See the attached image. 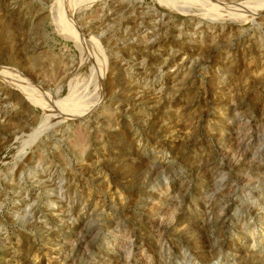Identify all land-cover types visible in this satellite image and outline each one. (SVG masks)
Returning <instances> with one entry per match:
<instances>
[{
  "label": "rangeland",
  "instance_id": "rangeland-1",
  "mask_svg": "<svg viewBox=\"0 0 264 264\" xmlns=\"http://www.w3.org/2000/svg\"><path fill=\"white\" fill-rule=\"evenodd\" d=\"M164 3L166 2L162 0H0V97L2 96L0 98V128L9 126L16 130L4 137V140L0 139V264H117L118 262V264H141L139 262L144 252L146 255L143 258L147 261L145 264H264V214L255 218H246L247 222L242 221L240 216L237 223L234 221L229 227L214 231V239L205 244L212 243L215 249L211 257L201 258L200 262L198 258L194 259V255L190 254L195 247L202 244L199 236L203 234L207 238L205 234H208L209 230L204 232L203 229H196L194 230L196 237L187 240V237L181 234V226L177 228L169 226L170 238L166 246H169L171 251L160 250L156 244L158 233L148 226L144 227L147 217L143 210L146 206L141 201L147 195L154 196L155 201L157 200L155 203L163 210L169 211L179 202L177 207L182 208L176 216L177 219L179 217L192 219L197 217V214L201 217L199 210L208 201L202 200L204 192L200 188L205 187L208 190V177L196 174L191 167L194 163L191 162L194 158L204 155L220 163L223 158L217 148L221 142V132L225 133V128L230 126H236L235 128L241 131L247 130V127H242L241 123L236 121L237 118L225 120L226 112L232 105L241 107L244 119H249L251 125L259 127L264 124V80H262L264 79V32L259 33L261 47L258 52L263 62L261 68L255 69L257 57L255 61L243 59L240 50L235 52V55H229L235 58L237 63H234L235 69L230 71L231 75L228 76L232 83H236L238 79L236 85H231L233 93L223 92V87L220 84L217 85L216 80L211 81V73L218 72L220 62L209 59L196 67L195 72L204 80V88L195 82L191 89L201 101L205 102L204 90L208 88L217 100H225L222 104L217 105L209 101V107H207L202 102L194 105L191 112L183 116L173 113L174 107L164 109L158 112V123L155 126L144 125L142 120L135 121L132 111L119 117L117 130L113 129L114 127L108 129L101 122L104 117L99 118L101 123L95 124L98 115L101 117V107L103 110L108 107L106 110L110 109L114 112L126 99V97H120L122 100L102 98L98 101V98L102 97L103 90L101 79H107V75L117 79L119 75L124 74L129 81L123 75L119 78L125 79L124 82L127 81L128 84L141 80L140 82L145 84L141 89L147 92L146 96L156 98L159 95L158 89L154 90L151 85L155 79H146V81L139 79L141 77V69L139 71L137 69L139 65L134 67L131 65L134 53L138 52L127 54L123 60H121V54L126 46L135 43V40L129 38L131 36L129 34L134 33L135 39L147 38L150 31L146 26H149L148 20L152 15L159 14L179 24L189 22L190 17L194 16L192 11L178 12L171 8L169 5L171 3L166 5ZM176 3L174 6H186L183 2ZM38 12L42 16L39 15L33 20L31 16L34 17ZM134 14L142 16L143 22L138 26L129 25L130 23L126 22ZM199 17L203 18L201 15ZM228 22V26L230 25L234 33L240 30L250 35L254 32L252 21L251 23L243 19L234 24ZM111 36L116 40H114L115 43L112 42L115 45H105L106 37ZM234 45L242 49L238 44ZM157 51L159 52L160 48L154 50V55L158 53ZM180 57L181 59L185 57L182 51ZM110 62L131 64L129 68L128 65H124L128 68L125 74L122 70H109ZM65 69L70 70L65 72L67 75L64 73ZM150 69L153 71L155 67ZM173 71L174 68L160 72L162 81L168 79ZM219 76L223 77L220 74ZM119 78L117 80L121 82ZM240 78L244 79L243 82ZM132 83H130L131 86ZM70 96L77 98L72 99ZM67 97H70V103L62 104L60 100L65 101ZM238 102L243 104H236ZM95 104L98 106L95 107ZM132 104L130 102L129 106ZM151 104L149 102L143 110L148 111ZM74 107H80V110ZM205 108L207 109L204 110ZM84 110L85 114H82ZM190 115L193 116L190 117ZM61 118L63 120L58 122L59 124L49 125L48 123L53 119ZM83 118L85 119L82 120ZM79 123L93 129L91 136L96 144L93 149L103 161L93 162L95 158H91L80 163L79 158H76L67 148L65 137ZM235 123H238L240 127ZM67 125L68 131L65 130ZM166 126L177 130L172 133H162V128ZM41 128L46 130L43 131L44 129ZM262 133L260 134L263 135ZM257 143L253 140L252 145H248V150L255 151ZM42 150L44 154L41 156L44 158H40V164H38L36 159L38 160ZM23 151L27 152L25 156H22ZM28 156H32V160H28ZM16 161L24 165V168L12 188L7 185L6 176ZM165 162L177 164V168H170L172 170L164 173V176L158 174L155 177L150 173L147 174L149 164L160 163L162 166ZM82 165L84 172L83 178H80L78 168ZM27 166L30 168L28 169ZM31 167L36 169L35 172ZM261 167L264 166L261 165ZM30 173L36 177L37 183L34 182V178H30ZM181 178L186 180L184 181L186 184H183L184 188L179 184L183 181ZM178 185L182 191H176L179 190ZM57 186H61L62 189L56 188ZM31 189L35 190L34 197L38 199H34L33 196L24 198L30 195ZM45 191L48 195H45ZM164 191L172 192L169 194L173 195ZM173 192L182 193V196L177 193V197ZM14 194H18V198ZM170 196L171 199H169ZM22 197L25 202L32 198L29 208L22 201ZM229 198V205H231L236 196L231 195ZM160 202L165 206L168 204L169 208ZM26 210L29 212L30 219L24 220L17 216L22 214L18 212ZM140 216L141 222L138 221ZM85 217L87 219L80 223L82 225H78L79 231L84 230L83 232L89 233H84L85 240L81 243L71 237L75 233L74 225H76L71 220ZM118 221L120 223H117ZM198 225L201 226L200 222ZM123 229L125 232L133 231L135 238H138L130 251L124 247L126 245L125 242L123 243L124 239L121 240L119 235ZM9 237L13 238V244H1L3 239L6 240ZM179 240L185 244L183 246L186 248L185 255L178 249ZM14 244L17 250L15 249L16 253L13 251L14 254L9 259L4 254L6 248L13 247ZM121 249L130 253L132 251V256L126 257L128 254ZM120 252L122 257L115 263L116 256ZM187 258L188 261H185Z\"/></svg>",
  "mask_w": 264,
  "mask_h": 264
},
{
  "label": "bare ground",
  "instance_id": "bare-ground-1",
  "mask_svg": "<svg viewBox=\"0 0 264 264\" xmlns=\"http://www.w3.org/2000/svg\"><path fill=\"white\" fill-rule=\"evenodd\" d=\"M162 1L166 2L168 4L171 3V4H169L171 6V8H174L178 12L188 13L189 11H192L194 13V16L190 17L189 22H187L185 24H182V23L179 24L174 20H171L168 18H163L159 14L152 15V17L149 18V20H148L149 26H146L147 29H149V31H150V34L149 33L147 34V38H145V39L144 38L143 39L142 38H140V39L136 38L135 39L134 35H133L134 33L129 34V35H131L129 38H131L132 40H135V43L133 42L131 45L126 46L125 51H123L121 54V56H122L121 60H123L124 58H126L127 54H130L131 52H138L137 54L134 53L133 58L131 60V62H133L134 65L131 63L130 64L133 67L135 65H139V68H137L138 71H139V69H141V71H140L141 77L139 79H143L145 81H146V79H151V78L155 79L151 85H152V88L154 90L157 91V89H158L159 95L156 98H149L148 96H146L147 92H143L142 91L143 89H141L145 85L144 82H142V83L140 82L141 80L136 82V83H134L131 80L133 83L129 82V84H128L127 81L124 82L125 79H122L123 80L122 81L119 78L122 75L124 76V74H122V73H121L122 75H119V77H117V79L119 78L121 80V82H119V80H117V79H114V77H112L111 75H107V79H101L102 83H103V90H102V94H101L102 97L98 98V101L100 99L102 100V98H105L106 100L107 99L115 100L116 98L118 99L120 97H122V98L126 97V99L125 100L123 99L124 100L123 103H121L114 112H113V110L111 111L110 109H109V111L106 110V109H108V107L105 108V110H103L101 107V109H100V116L101 117H99V115L96 114V115H98V117H97L98 119L97 118L95 119L96 120L95 124L103 122L108 129H111L112 127H114L113 129L117 130V128H119V126H118L119 125V120H118L119 117L121 115L123 116V114L129 113V111L133 112L131 114L133 115L132 117L135 121L142 120V123L144 125L149 124L151 126H153V125L155 126L158 123L157 122V117H158L157 115L159 114L158 112H160L164 109H169V108L174 107L173 109L175 112H173V113H176L178 116H183L186 113L187 114L190 113L191 109H193L194 105L204 102V101H201L197 97L195 92L191 89V86L195 82L198 83V86L204 88V82H203L204 80H202L198 76V74L195 72V69H196V67H198L199 65L201 66L204 62L208 61L209 59H211L215 62H220L219 67H218V72L215 74H214V72L211 73L212 74L211 81L214 82L216 80L215 82L217 83V85L220 84L221 87H223V89H224L223 92H226L229 94L233 91V88H231L232 87L231 85H233V84L236 85V83L238 82V79H237L236 83H232L228 79V76L231 75L230 71L235 69V65L237 64L235 61V58L229 57V55H235V52L240 50V52H242L243 59L247 58V60L251 59L250 61H252V60L255 61V58L256 57L258 58V60L255 61V66L257 67L255 69L262 67L263 62L261 60V55L258 51H260L259 48L261 47V41L259 39V33L264 32V0H162ZM175 1L176 2H183L184 4H186V6H184V7L174 6V3H176ZM166 3H164V4L166 5ZM189 9H191V10H189ZM39 15H41L40 12L36 13L34 15V17L31 16V18L33 20H35L36 18L39 17ZM200 15L203 16V18H200L199 17ZM141 17L134 14V16L132 18H130V20L128 19V21H126V22H128V24L130 23L129 25L135 24L134 26H138L140 23L143 22ZM243 19L245 21L247 20V21L253 22V31L254 32L252 34L248 35L247 33H244V31H240V30L238 33H234L232 31V28L230 27V25L228 26V24H227V21H229L228 22L229 24H234V23L239 22L240 20H243ZM139 20H141V21H139ZM211 23H213V24H211ZM225 25L227 26L226 28H225ZM126 27H128V26H126ZM136 30H137V28H136ZM106 38H107L106 42L104 41L105 45L110 46L113 43H115V41H116L115 39H113L112 36L106 37ZM234 44H238L239 46L242 47V49L237 48ZM113 45H115V44H113ZM159 45H160V47H159ZM158 48H160V51L159 52L157 51L158 53L156 55H154V50L158 49ZM181 51L185 54V57L183 59H181V57H180ZM220 58H221V61H220ZM121 60L119 62H121ZM234 63H236V64L234 65ZM118 64L110 62L108 64V68L110 66L109 70H111V71L122 70L126 74L125 70H127L129 68L130 64L127 62H125L124 64H121V63H118ZM124 65H128V68L124 67ZM152 67H155V69L153 71H152V69H150ZM171 68H174V71L170 73L168 79H164V81H162L163 78H161L162 76H161L160 72L167 71ZM67 70L64 71V73L67 72ZM68 71H70V70H68ZM64 73H63V75H64ZM118 73H116V74H118ZM51 74H52V72H51ZM219 74L223 75V77L219 76ZM104 75H106V74H104ZM225 76H226V78H225ZM66 78H67V76H66ZM124 78H126V77L124 76ZM242 78H240V79H242ZM240 79H239V81H240ZM243 80L244 79H242V82H243ZM245 80L247 81L248 79H245ZM262 80H264V79L262 78ZM233 82H235V81H233ZM130 83H132V86ZM133 84H135V85H133ZM146 84H147V82H146ZM246 84H248V82ZM252 84H253V82H252ZM188 85H190V86H188ZM146 87H147V85H146ZM242 87H244V86H242ZM197 88H199V87H197ZM139 89H141V90L139 91ZM146 89H148V88H146ZM246 90H247V88H246ZM144 91H145V89H144ZM76 92H78V91H76ZM204 93H205V96H204L205 102L203 104L204 106L209 107V101H210V103H212V102L214 104L217 103V105H220L225 101L224 99L223 100H217L214 97V94H212L211 90H209L208 88H205ZM70 97H67V99H65V101L60 100V99L59 100L62 102V104H63V102L65 104H68L71 101ZM55 98H57V97H55ZM74 98H77V97H74ZM74 98H72V99H74ZM130 102L133 103L131 106H129ZM149 102L152 103L149 106V110L144 111L143 108L147 107ZM236 104L241 105L243 103L238 102ZM203 105H202V107H203ZM64 106H66V105H64ZM96 106H98V105L95 104V107ZM91 107L93 108L94 105ZM74 108H76V107H74ZM83 108H85V106ZM77 109L80 110V107L76 108V110ZM86 109L87 108H85V110ZM206 109L207 108H205L204 110H206ZM85 110L82 112V114H85ZM79 113H81V112H79ZM261 113L263 114V111ZM226 114L227 115L224 117L225 120H227V119L229 120L231 118L235 120L237 118L236 121L241 123L242 127H244V128L247 127V130L241 131V130L236 129L237 128L236 126H235L236 128L233 126L235 129L230 126L228 128H225V133L221 132V134H220L221 142L217 148V150H219L221 152L222 158H223V160L220 159V160H222L220 163L216 162V160L213 158H206V157H204V155L196 157V159L194 158V161L191 162V163H194V165H191V167H192V170H194L196 172V174L200 175L201 177H204V176L208 177V182H207V185L209 184L208 190H206L205 187L200 188V190L203 189V192H204L203 193L204 197L201 196L202 198H204L202 200L206 201V202L208 201V203L206 205H204L203 208H201L199 210V213L202 214L201 217H198V214H197V217H195V218L193 217L192 219L188 218V217H181V218L179 217L177 219L176 216L179 213L180 209L182 208L179 206L177 207L179 202L178 203L176 202L177 203V205L175 204L176 207L173 206L172 209L169 211V210H163L162 208H160L158 206V204L155 203L157 200L155 201L154 196L151 197L150 195H147V196L143 197L141 200L142 202H144V206H146V209L143 210V212L145 213V215L147 217V220L145 221L146 224L144 225V227L148 226L150 229H153L158 233V236H156V244L160 248V250L168 249L169 252L171 251L169 249V246L168 247L166 246V243H168V240L170 238V236L168 234V232L170 231L169 226H171L172 228H177V227L181 226L180 227L181 234L184 235L185 237H187V240L188 239L191 240V239H194V237H196L195 233H194V230H196V229H203L204 232L209 230V233L205 234L207 236V238L203 234L199 236V238L202 239V244L199 247H195L193 252H191V254H190L192 256L194 255L193 256L194 259L198 258V260L201 262V258L211 257V254L213 253V251L215 249L214 244H212V243H210L209 245L205 244L207 242L209 243L211 240L214 239V237H213L214 231L221 230L222 228L223 229L227 228L234 221L237 223L239 221L238 219L240 216H241L242 221L247 222V220H245L246 218H251V217L255 218L261 214H264V167L263 168L261 167V165L264 166V134L262 133V132H264V124H263V126L258 125L259 127H255L253 124L251 125L249 119H244L245 117H244V115L242 113V109L239 105H236V106L232 105V107H230L228 109V112H226ZM54 116H55V114H54ZM57 116H58V114H57ZM60 116H62V115H60ZM192 116L190 115V117H192ZM86 117H88V116H86ZM102 117H104V120L99 122V118H102ZM88 118L90 119V117H88ZM88 118H87V122H88ZM167 118H168V116H167ZM182 118H184V117H182ZM55 119H53L52 122H48V123H50L49 125H54V124L63 120V118L57 119V120H55ZM84 119L85 118H83L82 120H84ZM176 120H177V118H176ZM48 123L46 125H48ZM79 124L76 125L77 127L74 126V127H76L75 129H73L74 131L72 129H70L72 131H69V134L67 135V137H65V138H67L65 141L67 148H69V151L76 158H79L78 160L81 161L80 163H82L85 159L90 160L91 158H95V160H93V162L103 161V160L99 159V157H100L99 154L96 152V150L93 149L96 147V144H94L95 140L92 141L94 138L91 136L93 129L91 130L90 129L91 127L90 126L88 127L85 123H84L85 125H81V124L79 125ZM235 124H238V123H235ZM169 126L162 128V131H163L162 133H167V132L172 133V132L177 130V129H171V127H169ZM237 126L240 127L239 124ZM67 127H68V125L66 126V128L65 127L64 128H65V130L68 131ZM184 128H185V126H184ZM42 130H39V131H42ZM45 130L46 129H44L43 131H45ZM14 131L16 132L15 128H12L9 126H6V127L3 126L2 128H0V139L1 138L3 139L4 137L14 133ZM97 131H99V130H97ZM103 131H102V133H103ZM56 133H57V130H56ZM260 133H262L263 135H261ZM34 134H36V133L34 132ZM59 134H61V133H59ZM127 134L128 133H126V135ZM134 134L135 133H133V135ZM55 135H57V134H55ZM36 136H38V134ZM63 136L64 135H62V137ZM253 140H256V143L258 141V143L256 146V150L255 151L253 150L251 152V150H248L247 147H248V145H252ZM31 141H33V140H31ZM93 145H94V147H93ZM43 146H45V145L43 144ZM40 148H42V147H40ZM158 151L160 152L161 150H158ZM22 154H23L22 156H25L27 154V152L23 151ZM42 154H44L43 150L39 154L38 160L36 159L38 164H40L39 159L44 158L43 156H41ZM32 158H33L32 156H30V157L28 156V160H32ZM41 162H42V160H41ZM260 162H262L263 164L261 163V165H260ZM175 163H176V161H175ZM175 167L177 168V164H172L170 162H169V164H167L165 162L164 165H162V166H160V163H154V164L152 163V164H149V167L147 169V174L149 175V173H150L152 176L155 175V177L158 174H161L164 176V173L166 174L167 171H170V170L174 169ZM23 168H24V165L20 164L19 161H16L12 165V167L10 168L11 171L8 169L10 171V173L6 176V183L9 187L11 186L13 188L12 185H14V183H16L18 181V178L21 175L20 173L23 172L22 171ZM29 168L30 167H28V169ZM83 168H84L83 165L78 168V176L80 175V178H83L82 177L83 172H84ZM170 168H172V169H170ZM31 169H33V168L31 167ZM202 169L204 170L205 173L204 172L202 173ZM33 170L35 172L36 169H33ZM33 170H32V172H33ZM44 172H46V171L44 170ZM6 173H8V172H6ZM86 174H88V173H86ZM206 174H208V175H206ZM29 176H30V178H34V182H36V183L38 182V181H36V177L31 175V173ZM84 176H85V174H84ZM152 176H150V177H152ZM84 178H86V177H84ZM20 179H21V177H20ZM20 179H19V181H20ZM183 179L181 178V180H183ZM184 181H186V180H183L182 183L181 182L179 183L180 185H182V187H183V184H186V183H184ZM4 183H5V179H4ZM7 185H6V187H8ZM18 185H20V184H18ZM69 185H70V183H69ZM180 185H178V187ZM202 186H204V185H202ZM40 187H41V185H40ZM67 187H69V186H67ZM14 188L17 189L16 187H14ZM41 188H43V187H41ZM56 188L62 189L61 186H57ZM164 189H166V188H164ZM176 189H177V187H176ZM37 190L38 189H36V191ZM183 190H185V189H183ZM2 191L3 190H1V192ZM40 191H41V189H40ZM168 191H164V193L165 192H167V194L172 193V192L168 193ZM172 191H173V189H172ZM176 191H182V188L180 190V187H179V190H176ZM177 193H179V192H175L174 194H176V196H177ZM34 194H35V190H32L30 195L25 196L24 198L28 199L29 197L36 196ZM148 194H150V193H148ZM14 195L17 196L18 194H14ZM45 195H48V192L45 191ZM154 195H155V193H154ZM161 195H163V194H161ZM169 195L172 196L173 194H169ZM231 195H235L236 198H235L234 202L231 205H229V202H230L229 197ZM171 196L169 197V199H171ZM177 197L176 198L174 197V198L177 199ZM17 198H18V196H17ZM24 198L22 199V201H24V204H26L29 208L30 201L32 200V198H30L26 202H25ZM35 198L38 199V197H34V199ZM166 198H167V195H166ZM148 199H149V201L147 202ZM159 199H161V198L159 197ZM175 199H173V200H175ZM161 200H159V201H161ZM173 200H172V202L174 203ZM167 202H168V200H167ZM169 202H170V200H169ZM205 203H203V204H205ZM195 204H198V202L197 203L195 202ZM31 205H33V204H31ZM172 205H174V204H172ZM163 206H165V204ZM163 206H161V207H163ZM166 206L168 207V204H166ZM52 212H54L53 209H52ZM18 213H22V214L17 215V216H19V218L24 219V220H26L27 218L30 219V215H29V212H27V210L24 212H18ZM54 217H55V215H54ZM85 219H87V218L85 217V218H79V219H72L71 220V222H73V223L75 222V224H76V225H74L75 226L74 227L75 233L71 237L76 238L75 240L79 241L81 243H83V241L85 240V235L87 233H89V232L86 233V231L83 232L84 230L79 231V229H80L79 226L82 225L80 223H83L85 221ZM141 219H142L141 216L138 217L139 222H141ZM198 222H200L201 226L198 225ZM117 223H120V222L118 221ZM84 233H86V234L84 235ZM119 235H120L121 240L124 239L123 243L125 242L124 244H126L124 247H126V249L128 248L129 251H130V248L134 246L133 245L134 242L138 240V238H135L133 231L125 232V230L123 229L119 232ZM12 240H13V238L10 239V237L6 240L3 239L1 244L2 243L13 244ZM177 245H178V249L181 251V253L183 255H185L184 253L186 251V248L183 247L185 244L179 240ZM11 247L12 246L7 247L5 254H4V256L8 257L9 259H10V257H12V254H14L13 251L15 252L17 250L16 248H14V247H16V245L12 247L13 249ZM197 249H199V251H196ZM129 251L128 252L123 251L126 254H128V255L125 254L126 257L132 256L131 255L132 251H131V253ZM142 255L143 256L140 258V262H139V259H137V261L141 264H143V263L145 264V263H147V261H145V259L143 257L146 255V252L142 253ZM257 255H256V257H257ZM121 257H122V253L120 252L119 255L116 256L115 263L117 262V260L119 261V259ZM183 261H184V259H183ZM185 261H188V258ZM189 261H190V259H189ZM135 263H137V262H135Z\"/></svg>",
  "mask_w": 264,
  "mask_h": 264
}]
</instances>
